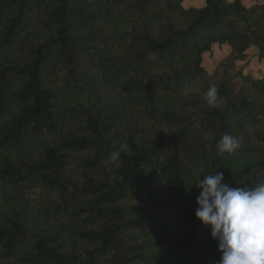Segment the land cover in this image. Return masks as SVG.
I'll return each mask as SVG.
<instances>
[{
	"label": "trees",
	"instance_id": "16d2710c",
	"mask_svg": "<svg viewBox=\"0 0 264 264\" xmlns=\"http://www.w3.org/2000/svg\"><path fill=\"white\" fill-rule=\"evenodd\" d=\"M184 1L0 0V264L220 259L195 185L264 182V74L212 106L203 58H264V4ZM224 134L240 148L219 152Z\"/></svg>",
	"mask_w": 264,
	"mask_h": 264
},
{
	"label": "clouds",
	"instance_id": "9594fccd",
	"mask_svg": "<svg viewBox=\"0 0 264 264\" xmlns=\"http://www.w3.org/2000/svg\"><path fill=\"white\" fill-rule=\"evenodd\" d=\"M207 103L214 106L217 88L207 92ZM126 145H121V151ZM221 153H233L240 148L237 138L224 134L217 143ZM120 151L110 153L116 163ZM200 193L195 215L203 226L210 227L218 243L221 257L216 264H264V182L255 186L233 188L222 172L206 175L195 185Z\"/></svg>",
	"mask_w": 264,
	"mask_h": 264
},
{
	"label": "rangeland",
	"instance_id": "374dc122",
	"mask_svg": "<svg viewBox=\"0 0 264 264\" xmlns=\"http://www.w3.org/2000/svg\"><path fill=\"white\" fill-rule=\"evenodd\" d=\"M205 2L206 0H185L182 9H187L186 5L198 7ZM230 55L231 58L228 59ZM203 59L207 71L215 72L211 86L214 85L217 89L224 85L231 91H237L240 74H250L256 78H261L264 74V58L261 57L260 49L254 43L248 46L244 54L237 53L231 46H215L210 53L204 55ZM206 92L207 90L200 94L199 100L207 102ZM189 116L196 132L199 120L198 107L191 108Z\"/></svg>",
	"mask_w": 264,
	"mask_h": 264
},
{
	"label": "crops",
	"instance_id": "0c3cea01",
	"mask_svg": "<svg viewBox=\"0 0 264 264\" xmlns=\"http://www.w3.org/2000/svg\"><path fill=\"white\" fill-rule=\"evenodd\" d=\"M229 1H234V0H229ZM241 2L246 5V6H252V5H257V4H264V0H241ZM206 4V2L201 5V6H195V7H191V6H188L186 5V8L187 9H190V8H200V7H203L204 5ZM221 47H224V46H221Z\"/></svg>",
	"mask_w": 264,
	"mask_h": 264
}]
</instances>
